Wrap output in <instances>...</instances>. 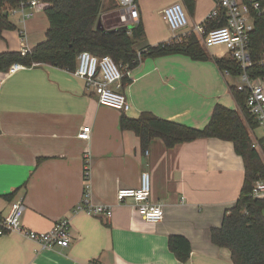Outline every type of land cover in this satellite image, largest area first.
Returning <instances> with one entry per match:
<instances>
[{"label":"crops","instance_id":"1","mask_svg":"<svg viewBox=\"0 0 264 264\" xmlns=\"http://www.w3.org/2000/svg\"><path fill=\"white\" fill-rule=\"evenodd\" d=\"M135 1L138 24L145 30L138 52L172 38L162 16L165 8L182 3L190 24L197 25L216 4ZM103 3L102 16L109 0ZM26 11L32 13L26 20L20 10L9 16L16 29L4 31L0 54L32 50L47 40L45 10ZM20 28L26 30L24 38ZM207 54L206 61L183 54L143 58L123 87L131 106L127 113L100 105L83 79L54 66L0 72V218L9 215L13 202L23 200L22 224L30 231L48 232L63 219L71 222L66 248L43 250L18 234L0 237V264H233L230 250L214 245L210 237L244 182V162L233 144L198 139L168 148L155 138L143 150L139 137L120 125L123 115L138 118L149 112L203 129L217 104L239 111L229 86L234 85L230 78L240 77L221 72L215 63L230 56L224 47ZM254 82L264 85V79ZM85 127L91 129L89 141L78 138ZM143 172L151 175V203L164 206L159 223L144 221L132 200H117L119 190L140 187ZM87 192L90 204L112 209L111 217L77 211ZM171 236L187 242L179 245L183 251L189 246L186 261L170 250Z\"/></svg>","mask_w":264,"mask_h":264},{"label":"trees","instance_id":"2","mask_svg":"<svg viewBox=\"0 0 264 264\" xmlns=\"http://www.w3.org/2000/svg\"><path fill=\"white\" fill-rule=\"evenodd\" d=\"M24 1L27 0H0V39L4 31L16 29L5 12L6 7L17 8ZM42 1L48 4L45 9L50 22L47 40L25 53L0 54V72H7L11 66L18 64L28 68L50 65L73 73L77 56L84 51L98 57L110 56L117 64L129 65L131 70L149 56L183 54L199 61L209 59L196 34L187 35L172 44L161 43L138 52L136 45L145 38L141 23L132 28L131 36L123 29L114 33L98 30L97 24L104 10L103 0ZM116 8V0H109L107 10ZM221 25L214 22L208 30ZM250 39L253 65L247 69V74L253 81L264 79V16L257 19ZM215 63L221 72L234 78L244 73L231 57L215 59ZM130 82L127 77L123 80L124 84ZM229 90L239 111L217 104L203 129L164 120L149 112L142 113L138 118L123 115L120 125L122 130L132 131L139 137L143 150H147L155 138H161L168 148L198 139H218L232 143L235 153L244 162V182L238 200L225 212L221 227L211 230V241L218 247L230 250L233 264H264V199L252 196L256 181L264 179V160L253 148L255 138L251 132L255 131L257 125L247 108L250 90H239L236 85H230ZM181 242H185L183 237L171 236L169 248L184 262L190 252L188 245L186 250L181 249Z\"/></svg>","mask_w":264,"mask_h":264},{"label":"built area","instance_id":"3","mask_svg":"<svg viewBox=\"0 0 264 264\" xmlns=\"http://www.w3.org/2000/svg\"><path fill=\"white\" fill-rule=\"evenodd\" d=\"M117 11L122 22L121 27L131 36L132 28L139 22V10L135 0H116ZM48 4L42 0H27L21 2L17 8L5 9L8 17L15 15L17 11L23 12V20L32 17L30 11L25 9L45 10ZM164 21L172 33V38L166 44L181 41L183 37L196 34L201 46L210 51L216 47H224L228 55L234 59L244 70L241 79L245 86H239V90L248 88L250 95L247 108L253 117L257 128L261 131V140L264 141V85L255 84L247 74V69L253 65L250 55L251 34L255 30L257 19L264 16V0H216L212 12L202 24L191 25L188 12L182 3H174L162 11ZM214 22L221 25L218 28L208 30ZM20 36L25 37L26 30L20 28ZM29 50L22 51L25 53ZM21 69V65L14 64L7 71L14 74ZM129 65L117 64L110 56L98 57L90 52H81L77 56L76 69L73 72L83 79L88 88L97 96L100 105L114 109L121 113L130 111L131 106L123 91L125 77L131 78ZM229 75L228 73H226ZM1 134V131H0ZM91 137L90 127L83 128L78 133V138L89 141ZM253 148L264 156L261 143L255 140ZM86 182L89 179V168L86 170ZM88 188V184H87ZM151 175L148 172L141 174L140 187L137 189H122L117 194L120 203L130 199L134 203L136 212L142 219L149 223H159L164 218V206L151 203ZM88 192L77 211L85 212L90 216L106 215L111 217L112 209L107 206H94L88 200ZM252 196L255 199H264V179L256 181ZM23 200L12 203L10 213L5 218H0V237L18 234L27 240L36 243L43 250H54L56 247L66 248L71 243V222L63 219L55 224L48 232H34L26 229L22 224L25 213Z\"/></svg>","mask_w":264,"mask_h":264},{"label":"rangeland","instance_id":"4","mask_svg":"<svg viewBox=\"0 0 264 264\" xmlns=\"http://www.w3.org/2000/svg\"><path fill=\"white\" fill-rule=\"evenodd\" d=\"M113 10H106L107 13L103 16L101 15L104 27L106 29L117 28L118 26L121 27V25H122L119 14L117 12H113ZM201 48L205 52H207V50H205L202 46H201ZM230 79L232 80L234 85H237L238 87L239 86H245V82H243V80L241 78L236 79V80L233 78H230ZM255 133H256V136L261 139V131L259 130V128L255 129Z\"/></svg>","mask_w":264,"mask_h":264},{"label":"water","instance_id":"5","mask_svg":"<svg viewBox=\"0 0 264 264\" xmlns=\"http://www.w3.org/2000/svg\"><path fill=\"white\" fill-rule=\"evenodd\" d=\"M107 2H108V0H107ZM106 9H108V8L106 7ZM97 29L101 30L104 33H114V32L119 31L121 29L126 30L127 28L126 27H119V28H114V29H106L104 27L102 18H100L99 21H98V24H97Z\"/></svg>","mask_w":264,"mask_h":264}]
</instances>
